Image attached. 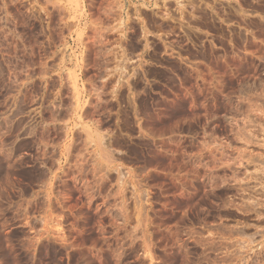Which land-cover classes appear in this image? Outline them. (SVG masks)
<instances>
[{
  "label": "rangeland",
  "instance_id": "obj_1",
  "mask_svg": "<svg viewBox=\"0 0 264 264\" xmlns=\"http://www.w3.org/2000/svg\"><path fill=\"white\" fill-rule=\"evenodd\" d=\"M0 264H264V0H0Z\"/></svg>",
  "mask_w": 264,
  "mask_h": 264
}]
</instances>
